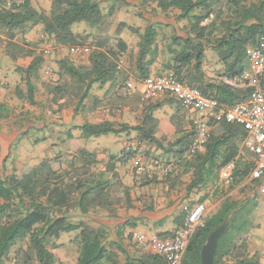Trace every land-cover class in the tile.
I'll return each instance as SVG.
<instances>
[{
	"label": "trees",
	"instance_id": "1",
	"mask_svg": "<svg viewBox=\"0 0 264 264\" xmlns=\"http://www.w3.org/2000/svg\"><path fill=\"white\" fill-rule=\"evenodd\" d=\"M16 1L0 0V40L6 41L10 59H31L28 66L21 70L27 87L25 97L30 104L34 103L35 89L31 78L38 74L43 59L34 52L33 45L25 37L39 25L47 36L64 47L82 46L90 51L88 65L74 66L66 61L59 62L61 77L66 76L68 83L55 88L58 102L63 100L66 93H72L78 98L77 103L82 105L92 86H115L120 83V77L125 79L126 76L118 69L120 57L127 50V45L119 38L125 28L140 38L136 59L137 80L142 81L150 76L149 68L157 57V30L151 24L140 33L137 29L121 23L115 31L116 34L109 39L99 35L80 36L74 34L73 26L85 24L95 28L103 23L97 1L52 0L48 13L35 10L32 7L34 0H21L18 4ZM150 1L156 3L162 12L177 10V20L187 22L183 35L171 37V43L167 47L170 58L162 68L165 74H172L184 85L196 88L204 97L214 100L217 110L230 109L238 102L246 100L251 91L248 87L250 79L245 78L249 74L246 63L250 66L246 51L264 43V0H226L225 3L220 0ZM7 4L10 6L7 7ZM218 19L219 24L216 22ZM206 47L215 52L225 69L214 80H207L202 69ZM82 88L83 92H80ZM17 93L19 97L22 96L19 91ZM138 96V93L133 92L129 99L136 101ZM166 103L176 109L170 119L178 134L173 143L163 146L155 139L158 121L152 113L158 106L151 104L144 107L134 126H114L109 122L83 124L77 127L80 136L74 137L68 133L67 155L71 160L75 156L80 159L83 169L81 174L77 173L73 162L67 167L70 171L61 170L62 162L57 157L42 161L38 168H48L49 173L43 180L38 179L31 183L30 180L29 185H23L24 179H28L31 173L26 166L21 170H13L8 176H0V264H55L53 253L46 247L47 242L58 240L63 233L76 231H79L76 264H118L106 247L104 229L97 228L92 231L85 225L74 224L65 213L75 205L85 215L89 204L84 206L83 201L88 197H92L90 205L114 207L112 194L118 192L114 190L116 186L122 189L116 196L129 202V187L119 181L115 169L117 164L125 165L134 158L148 157L149 151L140 146L143 143L155 146L162 151L164 157L171 156L172 163L182 167L185 174L191 173L186 192L209 187L213 197L221 199L217 211L207 218L204 228L193 235L182 264H200V249L207 237L228 218L230 225L218 240L214 264H259L255 254L248 255L246 242L243 240V234L250 224L248 216L256 204L253 198L237 200L229 193L235 189L243 193L246 188L259 183L247 182L255 154L243 148V130L223 119L207 118L208 135L197 150L190 154V146L196 137V126L192 122L188 127L182 126L186 111L182 102L169 98ZM2 109L0 104V111ZM2 116L0 113V119ZM130 131L136 134L139 145L134 149L123 150L119 156H111L108 164L101 169L98 167L96 155L85 149L90 138ZM229 164H234V170L226 192L222 190L219 173ZM113 180L116 181L112 188L110 183ZM204 199L200 198L199 202ZM183 218L184 215L177 219L180 225ZM117 234L120 235L119 232ZM171 234L172 232L164 233L159 238ZM128 237L131 239L130 235ZM19 244L24 247L18 246ZM13 249V256L10 257ZM123 252V264H167L165 257L151 252L146 251L138 256L124 250ZM225 259L229 263H225Z\"/></svg>",
	"mask_w": 264,
	"mask_h": 264
},
{
	"label": "rangeland",
	"instance_id": "2",
	"mask_svg": "<svg viewBox=\"0 0 264 264\" xmlns=\"http://www.w3.org/2000/svg\"><path fill=\"white\" fill-rule=\"evenodd\" d=\"M51 1L52 0H34L32 2V7L37 11L48 13ZM95 1L99 3L103 16V23L95 28H90L85 24L75 25L72 27L74 34L80 36H85L87 34L99 35L109 39L116 34L115 31L121 23L125 24L127 27L137 29L140 33L144 31L148 24H151L157 30V57L153 66L149 68V75L165 74L166 72H164L162 68L170 58L167 47L171 43V37L173 35H183L185 26L187 25L186 21L177 20L179 12L175 9L162 12L156 6V3L150 0ZM220 1L225 3L226 0ZM20 2L21 0L16 1L17 4ZM8 6H10V4H7V7ZM219 20L220 19L216 21L218 24ZM32 30L33 32H29L25 40L33 45V48L42 50L46 47H51L53 49L47 55L43 53L39 55L43 59V64L38 74L31 78V83L35 88L33 91V104H30L25 97L27 87L21 72V70H24L28 66L31 59L29 60L28 57H21L15 60L10 59L7 55L6 41L0 40V104L3 106V109L0 111L3 115L0 119V176H8L13 170H21L26 166L31 173L28 179H24L23 185L28 184L30 180V183L38 179L43 180L49 173V169H40L38 165L42 161L55 159L57 157H60L62 162L61 170L66 172L70 171L67 167L73 162L77 173L81 174L83 169L81 168L82 162L80 159L75 156L74 160H71L72 158L67 155L69 151L67 134L71 133L74 137L80 136V131L77 127L82 124L90 123L89 121L92 117L97 119V121L103 118L112 120L111 122L115 126H118L124 117H129L130 121L132 119L130 123L134 122L135 124L137 119H135L133 114L148 103L145 104L135 101L136 103L131 107L132 109H127L128 105L126 103L130 101V95L135 92V88L140 85L139 80H137L136 70L138 42L140 38L132 31L125 28L119 35V38L127 45V50L120 57V71L126 76L125 79L120 77V83H117L115 86L110 84H106L102 87L97 84L92 86L89 96L81 105L77 103L78 98L72 93H66L63 100L60 102H58V97H55V88H60L68 83L66 76L61 77L59 62L66 61L74 66L88 65L90 51L78 55L70 53L67 50L68 47H65V49L53 48L55 44L59 43L47 36L42 26H36ZM204 56L202 69L205 78L207 80L217 79L225 70L223 64L218 60L215 52L208 47L205 49ZM245 67L246 71L251 74L248 63H246ZM254 81V79H250L249 88L254 84ZM128 84L131 85V87H128ZM82 90L83 88L80 92ZM16 91H19L22 96L19 97ZM141 93L142 91L139 95H141ZM166 98L169 99L170 97L166 96L162 99ZM157 101L159 102V100ZM105 111H108V113L106 114ZM187 114L200 121L209 118L208 115L206 117H198L195 113H188V111ZM75 117H79L80 121L75 120ZM130 134L131 133H129V137ZM107 137L114 142L108 143L107 146L103 145V148H100L101 146L99 147L98 141H95L96 139H91L86 143V151L94 153L96 156L99 154H106V150L108 153H116V155H118V150L120 152L122 151L124 139L128 136L122 134H109ZM133 138L134 137L128 139L126 142L135 141ZM100 139L102 138H99V140ZM101 155L98 157L99 161H97L99 168L102 167L109 158V156H105L106 158L102 159ZM152 156L162 159L160 155H154V153ZM171 165L175 168L174 163L171 162ZM118 171L119 168H117L119 181L125 184L126 178L120 176ZM129 171L135 173L133 167H130ZM71 174H73V172ZM129 180L131 181L132 179L129 178ZM115 181L116 180H113L110 183L112 188ZM221 185L222 190L227 192L229 185L222 183ZM259 185L258 183V185L253 187L248 186L249 188H246L243 193L238 189L231 190L229 193L237 200L253 198L252 200L256 204L255 207H253L254 210L252 209L253 212L248 216L250 224L243 234V240L246 242L248 255L252 256L255 254L259 259V264H264V253H262L264 251V193L261 191ZM116 187H114V190H118L117 193L120 194L122 189L120 190ZM116 194H112L115 216L128 213V206L131 205L130 201L126 202L123 198L117 197ZM133 196L135 199L133 200L134 207L132 210L136 209L138 212H143L146 208H149V210L153 209L152 202L148 203L147 199L145 200V205L143 204V200L141 199L142 195L133 194ZM158 198L159 197H157V199ZM91 199L92 197H88L83 201L84 206L89 204V206H87L88 212L85 215L81 214L74 205L72 209L65 213L67 218L72 223L80 224L81 226L85 225L92 231L97 228L104 229L107 240L106 247L108 251L114 255V259L118 264L124 263L125 255L123 250L134 256H138L147 251L132 242L133 235H130L131 239H128L129 235L124 237L126 235L124 225L119 228L122 229L120 233L122 235L121 239L116 235V231H119V229L115 230L114 228L113 231L112 225H101L97 220H107V215L109 216L110 212H114L112 211L113 208H106L104 210L98 206L90 205ZM211 212L208 214L209 217L213 213ZM124 218H128V215H125ZM164 221L166 222V220ZM128 222L131 223V220L127 221V223ZM138 229V231L142 233L145 232L142 228ZM147 233L148 232H146V234ZM78 234L79 231L63 233L58 240H50L47 242L46 247L53 253L55 264H76L79 252ZM18 246L24 247L23 244H19ZM14 250L15 249L11 251L10 257L13 256ZM224 262L229 263V260L226 261L225 259Z\"/></svg>",
	"mask_w": 264,
	"mask_h": 264
},
{
	"label": "built area",
	"instance_id": "3",
	"mask_svg": "<svg viewBox=\"0 0 264 264\" xmlns=\"http://www.w3.org/2000/svg\"><path fill=\"white\" fill-rule=\"evenodd\" d=\"M53 48L65 49L61 44H55ZM38 55L49 54L53 49L46 47L42 50L33 48ZM72 54H82L89 48L82 46L68 47ZM251 66V74L245 78L254 79L250 93L246 100L238 102L230 109H218L214 100L204 97L196 88H191L181 83L172 74L154 75L140 81L142 93L140 101L160 100L166 96L174 98L184 104L190 110L204 112L209 118L223 119L228 124L241 127L244 132L243 147L255 154L254 165L249 173L247 182L258 181L261 191L264 193V43L246 51ZM119 62L118 69H121ZM131 87V85H127ZM208 135L206 122L196 125V137L190 146L189 153L193 154L203 143ZM133 169L139 175L145 177H166L172 170V166L156 157H140L133 164ZM234 164L227 165L219 173L220 179L227 185L232 181ZM184 218L181 225L170 236L147 237L138 235L134 242L139 247L149 252L163 256L167 264H182L184 255L193 235L204 228L207 218V206L205 202H198L192 206L183 208Z\"/></svg>",
	"mask_w": 264,
	"mask_h": 264
},
{
	"label": "crops",
	"instance_id": "4",
	"mask_svg": "<svg viewBox=\"0 0 264 264\" xmlns=\"http://www.w3.org/2000/svg\"><path fill=\"white\" fill-rule=\"evenodd\" d=\"M31 32H33V30ZM139 84H140V81H139ZM141 91H142V86L140 84L137 88H135V92L140 94ZM166 100L167 98L159 100V102L157 100H154V101L150 100L147 103V105L153 104V105L158 106V108L155 111H153L152 115L158 121V129L155 134V139L159 143H161L163 146H165L166 143H173L178 137V134H176L175 129L172 126L171 121H170L171 116L175 114L176 109L172 105L167 104ZM136 102H141L140 95L138 96V99L136 100ZM136 102L129 101L128 103H126L128 105L127 109L133 107ZM145 106H143L141 109H139L137 112L133 114L135 116V119H137L141 115V112ZM187 111L188 113L189 112L195 113L196 116L198 115V117L207 116V114L204 112H198V111H194V110H190L186 108V111H185L186 114H184V118H182V126L188 127V125L191 122L195 126L199 122H206V119L200 121V120L193 118V116L192 117L189 116L187 114ZM105 113L107 114L108 111H105ZM75 120L80 121V118L75 117ZM111 121L112 120L105 119V118L97 121V119L92 117L89 121L90 123H87V124H91V123L101 124L104 122L112 123ZM133 121H134V118H133ZM130 122H132V119L130 121L129 117H124L123 120L120 122V124H118V126L122 124L128 125V126H134L137 123V121L135 122V124L134 122L133 123H130ZM129 133H131L130 137H129ZM129 133L122 134V135L128 136L127 138L124 139V147L122 148V151L128 150V149H134L135 147L139 145L136 140V134L132 131H130ZM132 137H134L133 139H135V141L127 143L126 141H128V139H131ZM99 138H102V139L99 140ZM99 138H90L88 141H90L91 139L93 140L96 139L95 141H98L97 143L99 147L101 146L100 148H103L102 147L103 145L107 146L108 143L114 142L111 139H109L107 135L101 136ZM140 146L143 149H146L147 151H149L148 157H153L152 155L154 153V155H160V157L163 159L164 162H167L169 164L172 162L171 156L164 157L162 155V151H160L159 149H156L155 146H153L152 148V146L146 145L144 143ZM106 152L107 153L104 155L99 154L98 156H96V160L99 161L98 157L100 155H101V158L103 159V158H106L105 156H109L110 158L111 156H119L121 153L119 150H118V155H116V153L114 154L108 153L107 150ZM109 158L108 160H106L103 166L101 165L102 167H100V169L105 167L108 164ZM136 159L137 158H134L128 161L125 165L117 164L116 169H115V172L117 173V168H119V171H118L119 175L124 176L126 178V182L125 184L123 183V185H127L129 187V197H130L131 205L128 206V210H129L128 213L118 214V216H115L114 207H109L107 209L113 208L112 211L114 212L109 213L110 218L107 215L106 217L107 220L105 219L97 220L98 222H100L101 225H106V226L112 225V230L114 228L115 230L119 229L122 225H124V228L126 229V235L124 237H126L127 235H133L132 242L135 243L134 242L135 236L145 235L150 238L159 237V235L161 234L171 233L172 231L177 229V227L180 225L177 219L180 218V216L184 215L183 208L186 206H192L198 203L200 198L201 199L203 197L205 198L202 202L206 203L207 214H209L211 211L213 212L211 213L214 214L217 211L218 206L220 205L221 199H217L216 197H213L212 193L209 191L210 190L209 187L205 189H200V190L194 189L190 193L186 192V185L189 183L191 179V173L185 174L183 172L182 167L175 165V168L172 167L171 172L166 177L149 178L143 175H139L136 172L132 173L131 171H129V168L133 167V164ZM129 178H131L132 180L130 181ZM219 181L222 184H225L220 179V177H219ZM133 194L142 195L141 199L143 200L142 202L144 205L146 203L145 202L146 199L148 200V203L152 202L153 209L149 210V208L147 209L146 207H144L146 209H144L143 212H138L136 211V209L132 210L134 207L133 200L135 199ZM157 197L159 198L157 199ZM100 208H103L104 210L106 209V207H103V206ZM125 215H128V218H124ZM129 220H131V223L130 222L127 223V221ZM164 220H166V222ZM138 228H142L145 232L142 233L138 231L139 230ZM118 232L120 234L122 232V229H119V231H116L117 237L121 239L122 235L121 234L118 235L117 234ZM146 232L148 233L146 234ZM147 251L149 252V250ZM262 253H264V251Z\"/></svg>",
	"mask_w": 264,
	"mask_h": 264
},
{
	"label": "water",
	"instance_id": "5",
	"mask_svg": "<svg viewBox=\"0 0 264 264\" xmlns=\"http://www.w3.org/2000/svg\"><path fill=\"white\" fill-rule=\"evenodd\" d=\"M230 225V218H228L223 224L217 227L213 232L209 234L204 245L200 249V264H214V254L218 240L226 232Z\"/></svg>",
	"mask_w": 264,
	"mask_h": 264
}]
</instances>
